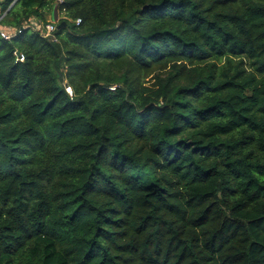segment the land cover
<instances>
[{"label":"trees","instance_id":"trees-1","mask_svg":"<svg viewBox=\"0 0 264 264\" xmlns=\"http://www.w3.org/2000/svg\"><path fill=\"white\" fill-rule=\"evenodd\" d=\"M0 6V264H264V0Z\"/></svg>","mask_w":264,"mask_h":264},{"label":"built area","instance_id":"built-area-1","mask_svg":"<svg viewBox=\"0 0 264 264\" xmlns=\"http://www.w3.org/2000/svg\"><path fill=\"white\" fill-rule=\"evenodd\" d=\"M15 1V0H14ZM61 1V0H59ZM6 10L2 9L0 6V39L2 40H10L12 37L16 36L18 30L16 28H12L3 24V19L5 18ZM59 22V21H58ZM80 19L76 20V24H79ZM56 22L48 20L47 22L43 23L36 18H30L28 21L24 23L25 27L31 28L32 30L40 33L41 36L44 38L49 39L52 42L57 41V36L55 31L57 29ZM17 60L22 62L24 61V56L22 54H17ZM66 90L71 94V89L69 87Z\"/></svg>","mask_w":264,"mask_h":264},{"label":"water","instance_id":"water-1","mask_svg":"<svg viewBox=\"0 0 264 264\" xmlns=\"http://www.w3.org/2000/svg\"><path fill=\"white\" fill-rule=\"evenodd\" d=\"M52 17L54 19V22L57 23V29H59L61 26L65 25V22L64 21H59L58 19V16L56 14V10H54L53 14H52ZM59 21V22H58Z\"/></svg>","mask_w":264,"mask_h":264},{"label":"rangeland","instance_id":"rangeland-1","mask_svg":"<svg viewBox=\"0 0 264 264\" xmlns=\"http://www.w3.org/2000/svg\"><path fill=\"white\" fill-rule=\"evenodd\" d=\"M63 17H64L63 14L58 15V19H59V20L62 19ZM48 20H52V21H54L53 17L50 18V16L48 17Z\"/></svg>","mask_w":264,"mask_h":264}]
</instances>
